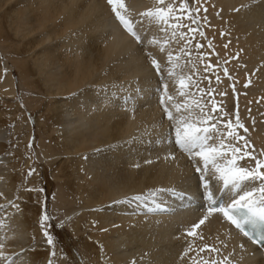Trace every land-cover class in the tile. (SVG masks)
Masks as SVG:
<instances>
[{"label": "bare ground", "instance_id": "obj_1", "mask_svg": "<svg viewBox=\"0 0 264 264\" xmlns=\"http://www.w3.org/2000/svg\"><path fill=\"white\" fill-rule=\"evenodd\" d=\"M193 37L207 51L198 62ZM2 53L43 132L74 264H264L187 196L198 182L255 181L264 198V0H0ZM4 68L0 264H53L45 194L7 143L2 102L15 81Z\"/></svg>", "mask_w": 264, "mask_h": 264}, {"label": "rangeland", "instance_id": "obj_2", "mask_svg": "<svg viewBox=\"0 0 264 264\" xmlns=\"http://www.w3.org/2000/svg\"><path fill=\"white\" fill-rule=\"evenodd\" d=\"M172 6L173 11H177V14L183 16L181 21L183 31H186L187 35L192 36L191 30L192 27L194 28L195 24L193 23L192 17L190 18L191 13L188 14L189 11H186V9L181 7V2H175L171 4V7ZM191 42H196V45H200V47L194 52L196 54L194 60L198 62L201 58L206 57L205 55L207 54L205 53H207V51L201 45L203 42L196 37H193ZM0 62L5 65L4 70H6V75L7 73H11L12 77L14 76V79L12 80L15 81L14 87H12L11 84L7 85L6 103L2 102L6 109V115L8 116L6 129L9 131V141L7 140V143H13V145L16 146L14 152H12L14 155H17L14 160L17 159V161L21 163L22 171H29V178L34 177L35 181H37L39 191L45 194V204L43 205L44 208L41 224L54 247L52 257L53 264L55 262L57 264H60L61 262L62 264L64 261H66L67 264H74V262H78V256L79 258L82 257L79 248V241L75 238L71 229H66L65 227L64 230H57V225L62 218V214L54 209L52 199L60 183L52 175L50 166L43 162L38 155L43 132L40 129L39 124L36 122L34 111H30L29 106L26 105L25 100H23L25 97L19 84L20 71L18 67L13 70L7 55H4L3 53ZM6 80L8 81V75L6 76ZM25 107H28V110L24 111ZM44 125H46V123ZM32 137H36L37 139H32ZM47 182L52 183V185L49 186ZM63 186L66 185L64 184ZM67 238L72 239V244Z\"/></svg>", "mask_w": 264, "mask_h": 264}]
</instances>
